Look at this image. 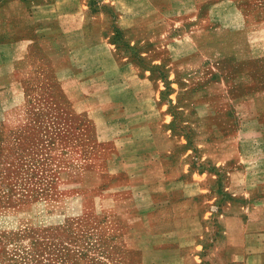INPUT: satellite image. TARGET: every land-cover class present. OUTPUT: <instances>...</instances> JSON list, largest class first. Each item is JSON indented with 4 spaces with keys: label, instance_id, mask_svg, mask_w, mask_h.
I'll return each instance as SVG.
<instances>
[{
    "label": "crops",
    "instance_id": "1",
    "mask_svg": "<svg viewBox=\"0 0 264 264\" xmlns=\"http://www.w3.org/2000/svg\"><path fill=\"white\" fill-rule=\"evenodd\" d=\"M156 1L0 0L2 127L23 126L39 83L49 106L80 120L67 128L89 130L95 146L112 144L105 160L129 178L117 201H134L142 223L137 264H264V140L170 137L153 114L152 73L141 62L151 68L159 51V64L167 55L178 66L192 45L168 42L163 29L159 44L146 39L157 26L145 20L167 14L162 1L171 6ZM124 225L110 239L133 240L135 229Z\"/></svg>",
    "mask_w": 264,
    "mask_h": 264
},
{
    "label": "rangeland",
    "instance_id": "2",
    "mask_svg": "<svg viewBox=\"0 0 264 264\" xmlns=\"http://www.w3.org/2000/svg\"><path fill=\"white\" fill-rule=\"evenodd\" d=\"M161 4L167 14L145 20L157 26L146 39L159 44L163 29L168 42H190L192 49L182 50L188 54L178 66L166 55L168 70L159 51L151 68L141 62L152 73L157 120L167 121L175 141L264 140V0ZM44 88L33 85L22 127H2L0 111V264H137L142 223L134 201H117L127 195L129 178L118 162L105 160L112 144L95 146L89 130L67 128L80 120L49 106ZM143 181L141 175L135 184ZM122 221L135 229L133 240L110 239L118 238Z\"/></svg>",
    "mask_w": 264,
    "mask_h": 264
}]
</instances>
